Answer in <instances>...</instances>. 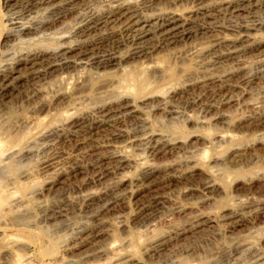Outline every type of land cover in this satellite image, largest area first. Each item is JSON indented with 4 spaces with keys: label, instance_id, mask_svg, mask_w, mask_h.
<instances>
[{
    "label": "rangeland",
    "instance_id": "obj_1",
    "mask_svg": "<svg viewBox=\"0 0 264 264\" xmlns=\"http://www.w3.org/2000/svg\"><path fill=\"white\" fill-rule=\"evenodd\" d=\"M32 1L0 0V69L28 51L62 45L82 19L113 3H137L143 18L173 13L187 23L186 35L154 46L148 34L142 38L148 52L131 59L125 36L110 23L89 34L105 38L103 49L118 50L122 61L108 72L76 66L37 78L23 68L11 74L0 98L7 205L0 214V264H264V1L246 0L231 14L219 7L204 18L195 16L198 5L223 0H154L151 6L77 0L42 33L8 38L19 25L48 15ZM241 26L250 29L247 41H239ZM255 43L263 45L253 49ZM137 84L138 97L132 94ZM120 90L135 110L96 122L97 108ZM224 92L227 103L219 101ZM72 115L86 126L95 123L87 132L68 128ZM148 133L168 146L151 152L152 142L141 139ZM16 134L24 136L21 143H13ZM97 156L101 170L93 164ZM111 156L126 164L115 168ZM200 219L210 221L200 225Z\"/></svg>",
    "mask_w": 264,
    "mask_h": 264
},
{
    "label": "bare ground",
    "instance_id": "obj_2",
    "mask_svg": "<svg viewBox=\"0 0 264 264\" xmlns=\"http://www.w3.org/2000/svg\"><path fill=\"white\" fill-rule=\"evenodd\" d=\"M25 1V0H24ZM27 1H32V0H27ZM77 0H35V2L39 5H42L45 7V10H47L48 15L45 16V18H42L38 21H35V23H31L30 25L27 26H23V25H19L20 21L13 23L14 20H10L8 22H10V25H19L18 29L15 30L14 35L9 34L8 38L11 36H20V35H28L30 33H34L36 34L37 32H41V28H47L49 25H51L52 23H55V20L61 16H64L67 11H68V5H72V3L76 2ZM246 0H223L221 2H216L214 4H211V6L209 5H205L200 4L201 1H199L198 7H197V13L195 16H202L205 18V16L209 17V14L211 11L216 10L217 8H223L224 10H228L231 14V12H235L238 11L240 9H242L243 7V2ZM262 1V0H261ZM264 1V0H263ZM7 2V1H6ZM6 2L3 3L4 5H6ZM33 2V1H32ZM257 2V1H256ZM78 3V2H77ZM110 3V2H109ZM154 3V0H143L142 2H140L139 5H149L151 6ZM263 3V2H260ZM259 3V4H260ZM124 4V3H123ZM118 4V5H113L111 7H109L107 10L98 13V14H93V15H88L86 16L84 19H82L76 26L75 29L69 33V35H67L66 37L64 35H62V37L64 36L65 38V42H63L62 45H58L57 46H50L48 47H41V48H37L35 50H31L28 51L27 53H25L24 55L19 56L18 58L15 59H9V61H6L3 65H2V69H0V98L5 96V93L8 90L9 87V83L8 80L11 79V74L13 72H18L19 69L23 68L25 70L28 71V73L37 78L41 75H46V74H50L51 72H61L63 69H67V68H74V67H81V69H87V70H93L94 72H90V73H95L98 71H102L104 69L107 68H111L112 66H116V64L120 63V61H122L121 58L117 57L116 55H114L112 51V49L110 51H108L107 49H103L102 48V44L105 41L102 37H96V35L92 36L89 35L91 32L99 29L101 26L103 27L104 25L110 24V23H117L119 29H117V31L119 30L121 33H123L122 35L125 36V41L129 43L130 49H129V55L128 58H138L141 56H144L148 50H146L148 47H146L145 45L142 44V38L148 34L153 36V39L155 38V42L156 44L154 46H158V45H164V44H171L175 41H177L178 39L184 37L186 35V30H185V25L187 24L185 22V20L179 19L175 14H162V15H156L153 16V18H147L145 16V18L141 17L140 14H138V5L136 3V5H132V4ZM32 5V4H31ZM247 6V5H246ZM142 7V6H141ZM145 7V6H144ZM31 8V7H30ZM153 8V7H152ZM245 8V7H244ZM222 9V10H223ZM28 10V9H27ZM143 10V9H142ZM218 10V9H217ZM18 11V10H17ZM30 12V11H29ZM69 12V11H68ZM215 12V11H214ZM220 12V11H219ZM223 12V11H222ZM221 12V13H222ZM46 13V14H47ZM158 13V12H157ZM164 13V12H163ZM213 13V12H212ZM219 14V13H217ZM225 14V13H224ZM18 15V14H17ZM27 15V14H26ZM86 15V14H85ZM153 15V14H152ZM216 15V14H213ZM192 16V15H191ZM211 16V14H210ZM15 17V16H14ZM65 17V16H64ZM201 17V18H202ZM20 18V17H19ZM29 18V17H27ZM63 18V17H62ZM188 18V17H187ZM200 18V17H199ZM198 18V19H199ZM36 19V18H35ZM249 19V18H248ZM22 20V19H21ZM79 21V20H78ZM196 21V20H195ZM203 21V20H202ZM204 23V22H203ZM112 24V25H113ZM202 25V23H201ZM205 25V24H204ZM209 25V24H208ZM244 26V25H243ZM246 26V25H245ZM252 27V25H250ZM113 27V26H112ZM200 27V26H199ZM237 27V26H236ZM254 27V26H253ZM13 28V27H11ZM105 28V27H104ZM200 29H202V27H200ZM204 29V27H203ZM253 29V28H252ZM255 29V28H254ZM259 29V28H258ZM190 30V29H189ZM250 29L247 27H239L237 29V31L239 32L241 38L239 39V41H247L249 40L247 37V32ZM43 31V30H42ZM45 31V30H44ZM100 31V30H98ZM97 31V32H98ZM118 31V32H119ZM205 31V30H204ZM115 32V31H114ZM113 32V33H114ZM13 33V32H12ZM42 33V32H41ZM104 33V32H102ZM204 33V32H203ZM8 34V33H7ZM46 34V32H45ZM106 34V33H105ZM116 34V33H115ZM41 35V34H40ZM44 37V33L42 34ZM47 35V34H46ZM250 35V34H249ZM101 36V33L100 35ZM105 36V35H104ZM114 36V35H113ZM151 36V37H152ZM235 36V35H234ZM22 37V36H21ZM38 37V36H37ZM42 37V36H41ZM48 37V36H47ZM61 37V36H60ZM61 37V38H62ZM121 37V36H120ZM236 37H238L236 35ZM39 38V37H38ZM59 38V37H58ZM60 38V39H61ZM73 38V39H71ZM75 38V39H74ZM113 38V37H112ZM150 38V37H149ZM232 38V37H231ZM43 39V38H42ZM46 39V38H45ZM44 39V40H45ZM63 39V38H62ZM63 39V40H64ZM107 39V38H106ZM110 39V38H109ZM152 39V40H153ZM28 40V39H27ZM33 40V39H32ZM31 40V41H32ZM113 40V39H112ZM116 40V39H115ZM149 40V39H148ZM147 40V42H148ZM251 40V39H250ZM111 41V40H110ZM120 41V40H119ZM122 41V40H121ZM220 41V40H219ZM235 41V39L233 40ZM112 45H116L117 41H111ZM150 42V41H149ZM238 42V41H236ZM40 43V42H39ZM54 43V42H53ZM57 43V42H56ZM55 43V45H56ZM59 43V42H58ZM61 43V42H60ZM107 43V42H106ZM105 43V44H106ZM109 43V42H108ZM119 43V42H118ZM144 43V42H143ZM153 43V42H152ZM235 42H232L231 45H233ZM261 43V42H260ZM263 43V42H262ZM49 44V43H48ZM104 44V45H105ZM145 44V43H144ZM215 44H218L215 43ZM240 44V42H239ZM107 45V44H106ZM105 45V46H106ZM119 45V44H118ZM117 45V46H118ZM152 45V44H151ZM228 45V44H227ZM226 45V46H227ZM252 46L253 49H257L259 47H261L263 44H250ZM25 46V45H24ZM35 46V45H34ZM41 46V45H39ZM111 46V45H110ZM165 46V45H164ZM168 46V45H167ZM219 46V45H218ZM36 47V46H35ZM108 47V46H107ZM112 47V46H111ZM115 47V46H114ZM113 47V48H114ZM151 47V46H150ZM163 47V46H162ZM110 48V47H109ZM116 48V47H115ZM155 48V47H154ZM153 48V49H154ZM34 49V48H33ZM152 49V50H153ZM160 49V47H159ZM151 50V51H152ZM23 51V50H22ZM240 51V50H239ZM153 52V51H152ZM22 53V54H23ZM75 53L74 56L72 57L71 54ZM18 54V53H17ZM20 54V52H19ZM120 54V53H119ZM71 56V57H70ZM148 56V55H147ZM219 56V55H218ZM225 56V55H224ZM229 56V55H228ZM15 57V56H14ZM17 57V55H16ZM12 58V56H11ZM127 58V59H128ZM144 58V57H143ZM220 58V57H219ZM8 60V59H7ZM137 60V59H136ZM135 60V61H136ZM224 60V59H223ZM263 60V59H262ZM261 65L264 68V60L261 62ZM20 66V68L18 67ZM75 70V69H73ZM108 70V69H107ZM262 69H259V71H261ZM70 71V70H69ZM86 71V70H85ZM96 71V72H95ZM106 71V70H104ZM131 71V69H130ZM128 71V72H130ZM108 72V71H106ZM104 72V73H106ZM168 72V71H167ZM247 72V71H246ZM262 72V71H261ZM103 73V75H104ZM127 73V72H126ZM131 73V72H130ZM170 73V72H169ZM168 73V74H169ZM260 74V72H258ZM94 74V75H95ZM99 74V73H98ZM129 76V73H127ZM143 74V73H142ZM264 74V73H263ZM262 74V75H263ZM90 75V74H89ZM101 76V74H99ZM123 75H125V71L124 73H122V75L120 78L123 77ZM261 75V74H260ZM127 76L126 79H127ZM130 76H132L130 74ZM143 76V75H142ZM96 77V76H95ZM116 77V76H115ZM16 78V77H15ZM118 78V79H120ZM124 78V77H123ZM129 78V77H128ZM132 78V77H130ZM240 78V77H239ZM93 79V78H91ZM143 79V78H142ZM90 80V79H89ZM130 80V79H129ZM138 80V79H137ZM219 80V78H218ZM221 80V79H220ZM250 80V79H249ZM12 81V80H11ZM94 81V80H93ZM117 81V80H116ZM121 81H123L124 83V79H120V81L118 83H121ZM128 81V80H127ZM133 81V78H132ZM215 81V80H214ZM248 81V80H247ZM10 82V81H9ZM126 82V80H125ZM131 82V81H130ZM134 82V81H133ZM89 83V82H88ZM106 83V82H105ZM219 83V82H218ZM104 84V82H103ZM107 84V83H106ZM106 84H104L105 86H107ZM119 84V85H120ZM139 85H141L140 83H138ZM136 85L134 92L132 91V94L135 95L136 97L143 95V92L141 91V86ZM221 84V83H220ZM104 85H102L104 87ZM109 85V84H108ZM135 85V83H134ZM211 85V84H210ZM225 85V84H224ZM100 86V87H102ZM114 90H115V86L112 85ZM207 86V85H206ZM99 87V86H98ZM105 90V88H103ZM121 87V86H120ZM205 87V86H204ZM216 87V86H215ZM218 87V86H217ZM224 87V86H223ZM117 88H119L117 86ZM214 88V87H213ZM100 89V88H98ZM110 89V87H109ZM108 89V90H109ZM104 90H100V93L103 94ZM119 90V89H118ZM213 90V89H212ZM219 90V89H218ZM107 91V90H106ZM117 91V90H116ZM116 91H112V92H116ZM124 91V90H120ZM131 91V89H130ZM95 92V91H94ZM97 92V91H96ZM105 92V91H104ZM129 92V91H127ZM171 92V91H170ZM219 92V91H218ZM223 92V91H222ZM130 93V92H129ZM169 93V92H168ZM217 93V92H216ZM111 94V93H110ZM113 94V93H112ZM167 94V93H166ZM114 95V100L111 102H108L107 104H104L102 106H99L96 110V112H98L100 115V118L96 117L94 118V120H96V122L102 124L105 118L107 117L108 120L110 117L115 116V114H121V115H125V114H130L132 111L135 110V107L133 105V103H131L130 97L128 94L125 93H115ZM162 95V94H161ZM93 96V95H92ZM196 96V95H195ZM212 96V95H211ZM219 96V95H218ZM94 97V96H93ZM107 97V96H106ZM110 97V95H109ZM113 97V96H112ZM111 97V98H112ZM198 97V96H197ZM207 97V96H206ZM220 100L222 103H227L228 101V95L224 92L223 94H221L220 96ZM110 98V99H111ZM105 99V98H104ZM212 99V98H210ZM94 100V99H93ZM96 100V99H95ZM162 100V99H161ZM168 100V98L166 99ZM192 100V99H191ZM196 100V99H195ZM216 100V99H215ZM231 100V99H230ZM164 101V100H163ZM162 101V102H163ZM169 101V100H168ZM212 101V100H211ZM210 101V102H211ZM98 102V101H96ZM106 102V101H104ZM166 102V101H164ZM193 103V101H191ZM214 102V101H213ZM216 102V101H215ZM218 102V101H217ZM220 102V103H221ZM162 104V103H161ZM166 104V103H164ZM169 104V103H168ZM187 104V103H186ZM211 104V103H210ZM167 105V104H166ZM170 105V104H169ZM136 106V105H135ZM195 106V105H194ZM197 106V105H196ZM199 106V105H198ZM202 107V105H200ZM209 106V105H207ZM215 106V105H214ZM158 107V106H157ZM175 107V106H174ZM156 108V107H155ZM161 110L162 107H159ZM195 108V107H194ZM208 108V107H207ZM212 108V107H211ZM163 109V108H162ZM192 109V108H191ZM198 109V108H197ZM93 110V109H92ZM165 110V109H164ZM200 110V109H199ZM166 111V110H165ZM173 111V110H171ZM163 112V111H162ZM161 112V113H162ZM167 113L169 112V110L166 111ZM166 113V114H167ZM209 113V112H208ZM95 114V113H94ZM169 115V114H168ZM73 116V115H72ZM76 116V115H75ZM82 116V115H81ZM96 115H94L95 117ZM166 116V115H164ZM77 117V116H76ZM79 117V116H78ZM170 117V116H169ZM70 118V117H69ZM80 118V117H79ZM91 118V117H90ZM120 118V117H119ZM66 119V118H65ZM68 119V118H67ZM66 119V120H67ZM123 119V118H122ZM169 119V118H168ZM64 120V121H66ZM69 120V119H68ZM67 123L69 124L68 128H73V127H78L76 130L79 131H84L87 132V130L90 127H93L92 124L95 123L94 120H92V123L89 124L88 126H86L84 124V121L86 119H78L75 118L74 116L70 119V121ZM107 120V121H108ZM114 121V120H113ZM116 121V119H115ZM109 122V121H108ZM66 123V124H67ZM135 127V126H134ZM52 128V127H51ZM54 128V127H53ZM97 128V126H96ZM138 128V127H137ZM57 129V128H55ZM127 129V128H126ZM52 130V129H51ZM61 131V130H60ZM69 131V130H68ZM68 131L66 133H68ZM129 131V129H128ZM62 132V131H61ZM60 132V133H61ZM71 132V131H70ZM146 132V131H145ZM75 133V132H74ZM155 133V132H154ZM77 136V133H75ZM141 134V133H138ZM147 134V133H146ZM23 135V134H22ZM27 135V133H26ZM24 133V136H26ZM118 135V134H117ZM116 135V136H117ZM16 134L15 139L13 140V143H21L23 141V137L19 136ZM74 135V137H76ZM44 137V136H43ZM53 137V136H52ZM66 137V135H65ZM118 138L122 137V136H117ZM139 137V135H138ZM27 138V137H26ZM29 138V137H28ZM56 138V137H55ZM136 138V136H135ZM225 138V137H224ZM63 139V138H62ZM115 139V138H114ZM141 139L145 140V142H152V145L150 146L149 149H151V152H158L161 150H164L167 146L168 143L164 141V138L159 137L157 138L155 136V134H149L147 136H144ZM222 139V138H221ZM134 140V139H133ZM138 140V139H137ZM115 141V140H114ZM167 141V140H166ZM16 145V144H15ZM20 145V144H19ZM90 148V147H89ZM92 148V147H91ZM2 151V149H1ZM0 151V153H1ZM8 153V152H7ZM87 153V152H86ZM3 154V153H1ZM153 154V153H152ZM155 155V154H154ZM2 156V155H1ZM0 156V157H1ZM93 156V155H92ZM7 158V157H6ZM111 158H113L114 161V165L115 168H121L126 164V160L125 158H119L118 156H111ZM91 159V158H90ZM103 160V158L100 156H97L94 158V167L97 168L98 170H101V161ZM153 160V159H152ZM91 163V162H90ZM92 166V164H91ZM49 167V166H48ZM94 168V169H95ZM154 169V168H153ZM97 170V171H98ZM114 170V169H113ZM151 170V168H149V171ZM92 171V170H91ZM104 171V170H103ZM147 171V170H146ZM148 171V172H149ZM152 171V170H151ZM100 171H98L99 173ZM101 173V172H100ZM109 173V171H108ZM149 173H145V175H149ZM152 174V173H151ZM98 175V174H97ZM106 175V174H105ZM144 175V176H145ZM101 176V174H100ZM104 176V175H103ZM147 184V183H146ZM1 183H0V214L2 215L3 211L6 210V206L4 205L5 203V198L6 197L4 195V193H2L1 190ZM208 186V185H205ZM212 187V186H211ZM147 188V187H146ZM209 188V187H208ZM213 191V190H212ZM4 195V196H3ZM110 197V196H109ZM91 199V198H90ZM111 199V198H110ZM108 200V199H107ZM100 201V200H99ZM114 201V200H113ZM97 202V201H96ZM106 202V201H105ZM109 202V201H108ZM104 204V203H103ZM263 204V203H262ZM109 205V204H108ZM149 207V206H147ZM262 207V206H261ZM101 208V207H100ZM151 208V207H150ZM141 209V208H140ZM145 209V207H144ZM261 209V208H260ZM9 210V209H8ZM142 210V209H141ZM140 210V211H141ZM256 210V209H255ZM139 212V211H138ZM254 212V211H253ZM263 212V211H262ZM141 213V212H140ZM149 213V212H148ZM234 213V212H233ZM7 214V213H6ZM4 215V214H3ZM239 215V214H238ZM229 216V215H227ZM241 216V215H240ZM247 216V215H246ZM231 218V216H229ZM235 217V216H234ZM201 218V217H200ZM199 219V218H198ZM205 219V218H204ZM224 219V218H223ZM227 219V218H226ZM232 219V218H231ZM236 220V219H235ZM238 220V219H237ZM198 221V220H197ZM210 220H203L200 219V225L203 224H207L209 223ZM233 221V220H232ZM231 221V222H232ZM20 222V221H19ZM25 222V221H24ZM23 222V224H24ZM235 222V221H234ZM241 222V221H240ZM198 223V222H197ZM20 224V223H19ZM22 224V225H23ZM27 225V224H26ZM195 225H197L195 223ZM199 225V223H198ZM238 225V224H237ZM18 227V226H17ZM23 227V226H22ZM21 227V228H22ZM26 227V226H25ZM94 231V230H93ZM183 231V230H182ZM88 235V234H87ZM94 237V236H93ZM89 238V237H88ZM79 239V238H78ZM86 239V238H84ZM171 239V238H170ZM158 244V243H157ZM162 245V244H161ZM12 248V247H11ZM11 255V254H10ZM13 255V254H12ZM258 258V257H257ZM125 259V258H124ZM123 259V260H124ZM122 262V261H121ZM120 263V262H119Z\"/></svg>",
    "mask_w": 264,
    "mask_h": 264
}]
</instances>
